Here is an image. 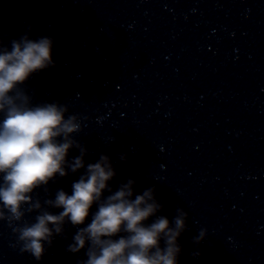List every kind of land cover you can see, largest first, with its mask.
<instances>
[{"label": "clouds", "instance_id": "obj_1", "mask_svg": "<svg viewBox=\"0 0 264 264\" xmlns=\"http://www.w3.org/2000/svg\"><path fill=\"white\" fill-rule=\"evenodd\" d=\"M52 46L50 37L32 40L24 35L11 41L10 48L0 38V221L15 234L13 247L18 245L21 254L40 261L45 244L50 247L54 235H63V226L70 221L78 231L67 251L79 253L87 244V259L79 264H178L181 247L177 241L186 230L188 213L178 207L171 223L158 216L145 224L163 207L155 199V188L133 198L135 181L129 179L113 192L108 182L116 172L107 155L87 165L72 184L71 195L60 189L55 199L34 198L37 189L47 193V185L57 175L67 176L66 167L73 173L85 168L87 154L74 138L83 131L80 117L68 114L69 106L58 102L34 105L21 87L33 73L55 66ZM73 147L79 149L80 156L69 162ZM105 190L111 193L106 198ZM94 204L98 210L91 223L79 227ZM51 208L62 211L53 214ZM33 213L34 218L27 219ZM206 236L207 231L201 229L194 243ZM162 238L164 248L160 246Z\"/></svg>", "mask_w": 264, "mask_h": 264}]
</instances>
